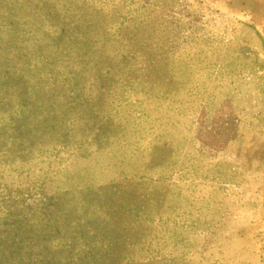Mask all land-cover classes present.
<instances>
[{"label": "rangeland", "instance_id": "1", "mask_svg": "<svg viewBox=\"0 0 264 264\" xmlns=\"http://www.w3.org/2000/svg\"><path fill=\"white\" fill-rule=\"evenodd\" d=\"M0 264H264V0H0Z\"/></svg>", "mask_w": 264, "mask_h": 264}]
</instances>
